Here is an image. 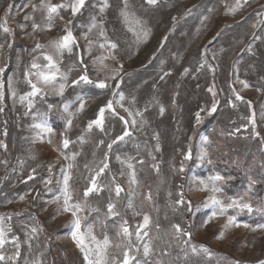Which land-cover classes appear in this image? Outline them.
<instances>
[{
    "label": "rangeland",
    "instance_id": "374dc122",
    "mask_svg": "<svg viewBox=\"0 0 264 264\" xmlns=\"http://www.w3.org/2000/svg\"><path fill=\"white\" fill-rule=\"evenodd\" d=\"M40 2L0 0V23L6 21L11 29L10 33L0 30V226L7 241L0 248L5 257L0 264H86L71 236L72 214L63 211L65 172L70 175V203L82 206L78 213L81 231L92 225L98 240L107 236L112 242L109 264L113 258L122 261L123 251L129 248L128 239L117 235L124 221L132 233L130 254L141 264H178L177 260L190 258V264H199L196 258L224 264H264V228L257 227L264 224L260 223L264 222V169L258 161L259 152L264 153V0H241L242 7L231 14L228 9L235 0H157L154 5L146 0H126V10L140 21L134 26L135 32L141 33L139 40L120 16L125 0H108L109 7L103 12V0H87L75 17L70 9H60L51 29L46 27V10ZM32 5H36L35 11ZM25 16L33 19L26 21ZM93 17L97 27L89 32ZM68 20H72L69 27L79 47L59 59L60 71L68 76L64 94L45 88L30 98L33 106L29 108L28 100L20 99L31 91L25 70L34 57H39L38 63H46L41 53L53 52L50 41L64 34ZM33 21L40 26L36 30ZM101 26L104 36L99 34ZM142 29L148 31L146 38ZM107 41L117 47L110 49ZM37 43L45 47L33 51ZM105 57L106 67L99 59ZM85 68L91 79H104L109 87L72 86L71 81ZM113 70H119L118 75L109 79ZM121 93L124 99L115 104ZM237 94L243 99L238 100ZM78 96L85 102L79 113ZM109 100H113L116 114L106 111L104 131L95 127L89 131L88 122ZM214 101L217 110L210 112ZM65 103L71 105L74 116L63 111ZM137 112L140 115H135ZM120 117L128 121L130 135L109 149L108 144L125 130ZM67 118L73 125L65 132ZM42 120L53 133L38 135L32 125ZM61 133L74 142L67 149L62 146ZM73 153L78 154L75 159L70 158ZM202 153H206L203 160ZM186 155L190 158L185 159ZM104 163L108 168L97 178L102 191L85 198L90 177ZM225 167H233L225 171L226 178L220 174ZM217 174L224 178L217 181L223 189L233 186V192L239 193L236 184L240 181L244 190L235 196L223 190L220 198L227 203V197L243 196L252 212L230 208L209 220L214 209L202 206L209 193L199 191L198 185ZM116 185L122 189L119 195ZM181 192L184 200L177 204ZM109 203L115 205L118 215H108ZM145 214L150 223L142 232L148 235L137 240L136 228ZM237 215L247 221L256 216L259 223H241ZM229 216L235 217V223L225 229ZM176 224L191 235L177 233ZM221 232L223 238L217 239ZM145 243L151 249L147 257L143 254ZM201 246L209 253L202 252Z\"/></svg>",
    "mask_w": 264,
    "mask_h": 264
},
{
    "label": "snow or ice",
    "instance_id": "6c2138e0",
    "mask_svg": "<svg viewBox=\"0 0 264 264\" xmlns=\"http://www.w3.org/2000/svg\"><path fill=\"white\" fill-rule=\"evenodd\" d=\"M146 2L150 5H154L157 3V0H146ZM244 3H247V0H243ZM87 0H68L66 3H60V4H51L47 3L46 0H41L40 7L42 9L46 10V16L45 19L47 21L46 27L48 29H51L52 27V21L55 16L59 14L60 9H70L72 17H75L78 13L81 12L82 9L86 7ZM109 7L108 0H103L102 6L100 7V11L103 12L105 9ZM240 7H242L241 0H235V4L228 9V13H234L236 12ZM11 8V5H9V9ZM33 11L36 10V5H32ZM127 9V2L125 0V8L121 10L120 16L123 18L124 23L128 26V30L134 32V34L137 35L138 40L141 38V33L135 32V25H140V21L135 19L134 16H131ZM7 11V10H6ZM27 20H32L33 17L31 16H25L24 18ZM173 20H175V17H173ZM72 24V20H68L65 28H64V34L61 35L58 39H55L53 41H50V47L53 49L52 53L48 52H42L41 56L46 63L40 64L38 63L39 57H34L30 68L25 70V79L28 85L31 88V91L26 93L24 96H21V101L28 100V107L31 108L33 106V101L30 99L32 97H36L43 93L45 88L51 87L52 91L60 96H63L65 88L67 86L68 76L66 73H63L60 71L59 66V59L63 57L64 53L67 52L71 54L74 50V47H79L77 43V39L73 34V30L69 25ZM25 25H20L21 28H23ZM40 26L36 24L34 21L32 23L33 30H36ZM97 24L95 21V17L92 18V21L88 27V31L91 32L93 28H96ZM0 30H2L4 33H10L11 29L6 26V21L3 23H0ZM142 36L146 38L148 36L147 30H141ZM100 36H104L105 32L103 27L100 28ZM84 38L87 39V33L84 34ZM92 41H89V46L91 45ZM107 47L110 49H115L117 47L116 43L107 41ZM105 44H100L101 48H104ZM45 46L37 43L35 46V49L33 51L39 50L44 48ZM100 63L103 65V59L105 58H99ZM82 62V61H81ZM106 67V65H103ZM119 70H113V75L109 77V79H115V76L118 75ZM0 72H3V69L0 68ZM30 77L35 78V82ZM59 79V83L57 84V81ZM240 83L244 87H248L247 83L245 81H240ZM72 86H79L81 84L84 85H91L94 86L97 89H107L109 87V84L106 82V80H93L90 78V76L87 73V69L85 68L84 72L78 76L77 79L71 81ZM9 87H11V80H9ZM120 87V83H116V88ZM210 92H212V89H209ZM13 95L15 93L13 92ZM113 95L115 96L116 93L113 92ZM213 96H215V92H213ZM238 100L243 99V97L239 96L237 94L236 97ZM3 99V93L0 92V100ZM124 99L123 94H120V99L115 101V104H120V102ZM77 100L79 101V106L76 109V112H82L85 108V102L83 97L78 96ZM231 104V101H229ZM122 106V105H121ZM51 105L49 106V109H51ZM71 105L68 103L63 104V111L65 113H68L69 117L74 116L76 113L70 112ZM125 112H128L129 110L127 108L124 109ZM216 109V102H213L212 108L209 110L210 112H215ZM2 111V109H0ZM112 112L114 115L115 108H114V102L113 100H109L106 105L101 106L98 110V113L96 115V118L93 120H90L87 125V129L91 131L93 127L98 128L100 131H104V121H105V113ZM161 112H163V108H161ZM129 115L132 114L129 112ZM135 115H140L139 112H137ZM197 123L200 122V113L197 112L195 114ZM120 120H122L125 124V130L123 132V135L117 136L115 140L112 141V143L108 144V148L111 149L113 144H115L117 141L123 140L125 136L130 135V133L127 130L128 121L124 117H120ZM132 125L135 126L136 121L132 120ZM73 125V121L71 118L66 119L65 123V132L71 129ZM33 128L38 130V135L42 134H51L53 133V128L48 125L46 120H42L40 123H35L32 125ZM61 136L64 137L62 139V146L64 149H67L71 143H74L69 138L66 137L65 133H61ZM81 141H83V137L79 138ZM204 140H207L206 137L203 138ZM51 142V141H49ZM101 144H103V141H100ZM60 150V149H57ZM77 153H73L71 155V159H75ZM206 153H202L200 156V159L203 160ZM105 157L107 158V153H105ZM69 157H66V159ZM190 157L188 155L185 156V159H189ZM69 168L72 167L71 164L68 165ZM87 167V166H86ZM129 168H132V164H128ZM108 168V164L104 163L103 167H101L98 171L95 172V175L90 177V186L86 188L84 191V196L87 198L89 194L91 193H99L102 191V188L98 185L97 178L101 176L105 169ZM181 171H183V165H181ZM63 171V170H62ZM132 183H135V173H132ZM224 178L217 175L209 176L206 180H200L198 185V190L201 192H207L209 195L205 198L203 202V207H209L211 206L214 210L212 211L211 216L209 217V220L216 217L217 215H224L227 209L233 208V209H239V210H247L248 212H252L253 208L250 203H247L244 201V197H227L228 202L225 203L219 196L223 192V188L220 187L217 184V181H222ZM69 180L70 175L65 172L64 178H63V199H64V212H71L73 220L71 221L72 224V232L71 236L73 241L76 243V246L80 249V251L84 254V260L86 264H109L108 262V249L112 246L111 240L105 236L103 240H98L97 237L93 234V228L92 225H88V227L81 231V218L78 216V213L82 211V206L79 203H70L72 200V194L69 191ZM50 183V181H49ZM120 191L122 189L119 185H116V193L119 195ZM180 199L176 201L177 204H180L184 200L183 193H179ZM148 199H151V197H147ZM23 199V197H21ZM108 215L115 216L118 215V213L115 211V205L112 203L108 204ZM129 207H132L131 204H129ZM189 210H191L189 208ZM139 213H137L138 215ZM3 218L0 217V225H2ZM208 221H205L207 223ZM150 223V218L148 215L143 216V222L139 223L136 228V239L142 240L144 236H147V231H143L148 227ZM235 223V217L229 216L227 223L223 225V227L226 229L229 226L233 225ZM128 222L124 221V223L120 226V231L117 233L118 236L122 235L124 238L128 239L129 241V248H126L123 251V260L117 261L115 258H113V264H141V262L137 259L135 255L130 254V245L131 240L130 237L132 233L130 232L129 227L127 226ZM177 233H182L183 235L190 236L191 234L188 232L183 231L181 226L179 224L173 225ZM244 227L248 228L250 225L245 224ZM259 228H264V224L257 225ZM35 232L36 229H33ZM255 231V229H253ZM224 233L221 232L217 239H222ZM17 238H13L12 242L16 243ZM5 239V229L3 226H0V248L4 246L6 243ZM17 249L19 248V244L17 243ZM117 248L121 247V245L117 244ZM200 250L204 253H209V250L201 246ZM138 251V249H137ZM150 245L148 243H145L143 245V254L145 257H147L150 254ZM193 252H196L197 249L195 247L192 248ZM17 255H19V252L17 251ZM5 257L3 255H0V261H3ZM8 259H12V257H9Z\"/></svg>",
    "mask_w": 264,
    "mask_h": 264
},
{
    "label": "trees",
    "instance_id": "16d2710c",
    "mask_svg": "<svg viewBox=\"0 0 264 264\" xmlns=\"http://www.w3.org/2000/svg\"><path fill=\"white\" fill-rule=\"evenodd\" d=\"M258 157H259L258 158V161L260 163V166H261L262 169H264V153L263 152H259ZM232 169H233V167H225V169L223 170L224 172L222 171V172H220V174L223 177L226 178L228 176V174L225 171H230ZM262 182L264 183V178L262 179ZM236 185H239V188L238 189L240 190V192H243L244 191V190H242L243 187L241 186V182L240 181ZM233 189H234V187L232 186V187H225L223 190L229 196H235V195H239L240 194V192L239 193H234L233 192ZM237 217L239 218V222H241V223L242 222L243 223H248V224L259 223V221H257L256 216L251 221H249V220L247 221V218H241V216H238V215H237ZM260 223H264V222H260ZM192 261H193V259L190 258V259H187V260L185 259L184 261L177 260V263L178 264H190ZM195 262L196 263H199V264H224L222 262H212V261H208V260L200 259V258H196L195 259Z\"/></svg>",
    "mask_w": 264,
    "mask_h": 264
}]
</instances>
